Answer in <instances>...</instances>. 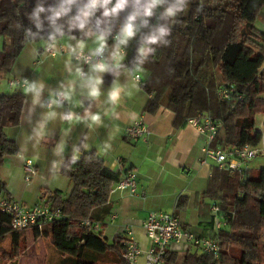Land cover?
I'll return each instance as SVG.
<instances>
[{
  "label": "trees",
  "instance_id": "1",
  "mask_svg": "<svg viewBox=\"0 0 264 264\" xmlns=\"http://www.w3.org/2000/svg\"><path fill=\"white\" fill-rule=\"evenodd\" d=\"M54 2L58 0H44L46 7ZM201 3L203 9L197 12ZM35 4L36 0H0V72L12 68L26 42H54L44 33L32 39L25 37L24 29L32 26L26 13ZM261 10L264 0H188L184 11L170 22L171 44L157 47L155 54L136 68L141 34L149 30L142 29L141 34L122 46L124 60L106 82L127 68L139 76L141 89L151 95L144 106L145 113L154 114L162 106L169 109L175 115L176 130L190 118L209 116L221 123L213 146L250 144L252 132L258 142L256 117L264 114V32L256 28L255 22ZM126 14L121 13L113 21L108 39L117 36ZM151 23H156L155 18ZM65 36L81 41L89 38L79 30ZM230 88L233 91L227 99L218 97V90ZM23 104L24 94L20 91L0 94V166L18 154L4 129L19 125ZM81 146L77 147L81 153L77 162L60 169V174L72 183L68 196L63 198L57 191L41 193L45 200L41 205L59 208L61 218L41 231H31L35 238L49 240L64 264H126L121 235L110 242L100 231L95 233L81 224L87 219L102 223L100 212L106 211L110 190L122 179L104 167L95 151H83ZM3 190L0 180V191ZM206 194L216 200L223 222L220 230H214L210 214L208 223L212 228L205 235L218 242V259L190 246L184 252L167 250L164 264H264V235L254 234V230L264 227V168L247 170L243 178L237 172L215 168ZM22 231H13L10 219L0 213V239L9 235L15 249Z\"/></svg>",
  "mask_w": 264,
  "mask_h": 264
},
{
  "label": "crops",
  "instance_id": "2",
  "mask_svg": "<svg viewBox=\"0 0 264 264\" xmlns=\"http://www.w3.org/2000/svg\"><path fill=\"white\" fill-rule=\"evenodd\" d=\"M257 29L264 32V29ZM94 41V37L81 41L68 36L60 37L51 44L40 40L28 41L18 53L12 68L8 72H0V94L17 91L24 94L19 125L4 129L6 137L18 148V154L9 157L0 166V180H3L6 196L26 206L43 204V190L57 191L63 198L67 197L72 183L60 174V170L53 172L51 164L58 159L54 156L58 145H65V161L72 155L73 148L81 143L84 144L83 151H95L102 158L104 167L121 178L129 172L136 174L137 196L118 192L111 194L106 211L100 212L103 223L100 233L108 241L122 235V226L130 224L136 242L146 249L148 240L142 222L150 212L173 214L184 230L205 237L212 228L208 223L210 205L216 201L206 191L216 166L213 162L201 163L202 136L187 124L174 129L175 115L163 106L154 114L145 113L143 109L151 95L141 89L140 82L135 80L136 75L127 68H122L110 82H106L116 67L115 61L121 63L125 57V52L120 49L113 60L116 40L107 38L103 58L110 70L100 74L103 83L98 101L89 100L84 81L75 75V68L80 66L88 73L90 65L84 66L69 53L79 44L82 52L91 54L96 47ZM46 47L63 52L49 56L45 53ZM13 79L42 83L41 103L33 107V94L28 93L26 87L10 86L9 82ZM111 88L120 89V99L114 105L107 100ZM65 90L71 94V101L65 100L56 108L41 107L50 94ZM69 112L67 117L61 116ZM42 113L48 117L47 126L33 135L30 124H35ZM86 113H98L99 119L83 123L81 117H85ZM134 122H141L146 127L148 133L144 139H132L126 135V128ZM255 129L260 137L254 147L264 148V114L256 117ZM76 155L79 158L81 153ZM26 160L31 161L36 171L27 183L22 168ZM248 164L247 170H257ZM22 177L26 184L14 189L18 187L16 180ZM111 215L117 216L112 224L109 223ZM187 249L185 243L169 246V250L176 252Z\"/></svg>",
  "mask_w": 264,
  "mask_h": 264
},
{
  "label": "clouds",
  "instance_id": "3",
  "mask_svg": "<svg viewBox=\"0 0 264 264\" xmlns=\"http://www.w3.org/2000/svg\"><path fill=\"white\" fill-rule=\"evenodd\" d=\"M187 4L188 0H58L46 7L44 0H36L32 11L26 13L32 26L24 29V35L27 39H32L44 33L49 41H55L59 37L71 34L73 30H79L86 37H94L96 47L91 51V57H101L99 61L93 63L90 57H82V48L79 44L71 48L69 55L70 57L75 56L78 61L82 58L89 63L88 73H85L82 67L77 66L75 75L84 81L87 98L98 101L101 95L100 86L103 83L100 74L110 70L107 60L103 57L107 48V37L113 31V21L119 19L121 13L127 12L116 36V51L112 54L114 61L122 46L127 45L131 39L141 34L142 29H149L141 34L140 47L137 49L136 68H139L149 56L155 54L157 47L171 44L169 40L170 22L184 11ZM202 9L203 3L197 8V12ZM153 18L156 20L155 24L151 23ZM46 21L47 28L45 27ZM17 27H21V24L18 23ZM33 27L36 29L35 32H33ZM115 64L120 66L119 61H115ZM24 83L27 92L33 94V107L40 104L43 84L28 79H25ZM71 99L72 96L67 90L57 92L50 94L49 103L41 104V107L56 108L61 105L62 100L71 101ZM119 99L120 89L111 88L107 93L108 103L114 105ZM70 113L61 114V116L67 117ZM94 119H99L98 113H86L85 117H81L83 123ZM47 123L48 117L42 113L35 124H30L33 126V135L42 127H46ZM64 149L63 143L57 146L54 156L58 159H54L51 164L53 172L67 168L78 160L76 153L80 148L74 147L70 159L64 163Z\"/></svg>",
  "mask_w": 264,
  "mask_h": 264
},
{
  "label": "built area",
  "instance_id": "4",
  "mask_svg": "<svg viewBox=\"0 0 264 264\" xmlns=\"http://www.w3.org/2000/svg\"><path fill=\"white\" fill-rule=\"evenodd\" d=\"M115 36L111 39L115 40ZM63 50L56 51L51 47L45 48V53L49 56H56L62 53ZM82 57H90L95 63L101 57H91V54L82 52ZM77 60V58L74 56ZM84 66L89 63L82 58L79 60ZM135 80L139 82V76H135ZM25 79H13L9 82L10 86L26 87ZM233 89H220L217 92L219 98L227 99L229 93ZM49 103V98L46 104ZM62 100L61 104H64ZM186 124L193 127L203 138V146L201 149L203 158L202 164L213 162L218 170L228 172H238L243 178L244 172L247 171V163L255 159L257 156H264V148L254 147L246 143L241 147L220 145L213 146L214 137L221 126V123L213 120L206 115H198L186 121ZM126 135L132 139H144L148 133L146 127L141 122H134L126 128ZM241 165L243 166L242 168ZM24 180L29 182L31 177L36 174V171L31 161L26 160L23 164ZM125 193L130 197L137 196L136 174L134 172L127 173L119 183L114 185L110 190V195L114 193ZM0 213L6 215L10 219V226L13 231L37 229L41 231L43 227L59 218L61 211L59 208H51L41 204L26 206L11 198L0 196ZM210 213L212 216L214 230H220L223 227V222L220 216V208L216 203L210 205ZM116 215H111L109 223L112 224ZM81 224L91 231L97 233L102 228V223L92 220H84ZM148 246L142 249L134 238L133 228L130 224L122 226V250L123 260L126 264H164V257L169 246L173 243H185L198 248L202 253L209 254L213 259H218L220 246L214 239L207 237H199L193 233L184 230L179 219L173 214L166 212H150L142 222Z\"/></svg>",
  "mask_w": 264,
  "mask_h": 264
},
{
  "label": "rangeland",
  "instance_id": "5",
  "mask_svg": "<svg viewBox=\"0 0 264 264\" xmlns=\"http://www.w3.org/2000/svg\"><path fill=\"white\" fill-rule=\"evenodd\" d=\"M255 25L257 28L264 29V10L260 11ZM249 141L253 146L257 145L254 140V132L250 134ZM248 165L257 169L264 168V156H257ZM16 181L18 187H14V189H20L22 185L27 183L25 180L26 183L23 181V177ZM1 182H3L2 179ZM9 182L11 183V181ZM0 196L7 197L6 191H0ZM254 234L264 235V227L254 230ZM0 264H64V260L49 240L44 238L37 240L33 232L28 229L20 233L18 246L15 249L9 235L0 239Z\"/></svg>",
  "mask_w": 264,
  "mask_h": 264
}]
</instances>
